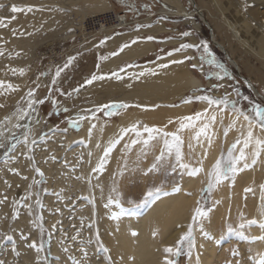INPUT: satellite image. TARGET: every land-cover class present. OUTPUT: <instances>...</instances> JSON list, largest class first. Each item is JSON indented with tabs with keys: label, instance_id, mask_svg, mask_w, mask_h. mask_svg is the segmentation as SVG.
I'll use <instances>...</instances> for the list:
<instances>
[{
	"label": "rangeland",
	"instance_id": "obj_1",
	"mask_svg": "<svg viewBox=\"0 0 264 264\" xmlns=\"http://www.w3.org/2000/svg\"><path fill=\"white\" fill-rule=\"evenodd\" d=\"M180 1L188 12L194 11L195 8L191 1ZM195 1L197 6L203 9L204 18L199 15L186 18L160 15L158 12L167 7L162 0H0V5H3L0 7V18L5 19V26L0 27V51L3 52V55H0V80L20 86L18 91L0 96V105H3L0 107V120L11 116L16 111L18 104L26 106L25 101L21 98L26 96L30 88L35 89L37 99L45 100L43 104L35 106L40 123L33 122L32 136L37 139L31 153L34 156V161L27 159L25 155L27 149L23 145H20L22 152L19 151L16 155H12L14 152L10 148L0 149V200H3V203L0 204V260H3L5 264H76L77 261H83V264H114L112 253L107 248L104 239L101 238L98 229L102 216L95 205L96 192L93 188L97 186L96 190L100 191L103 205H108L107 207L114 211L123 209L133 213L144 208L151 198L171 193L173 189L181 187L186 180L190 179L191 175L186 170L179 167H175L173 170L174 160L162 163L156 171L148 172L147 170L155 162V157L160 153L162 143L154 142V147L144 157H139L141 145H135L126 154L124 145L134 137H125L113 150L105 170L97 175L90 171L91 175L89 165L92 155L89 156L88 153L99 155L98 158L103 153L96 151L97 147H91L86 136L79 134V129L70 127L69 118L74 119L77 113L110 102H122L130 107L121 109L111 117L98 113L97 116L103 121L117 122L118 115L122 111H137L139 113L141 116L139 119L118 127L110 137L105 138L106 146L110 140L116 138L121 127H128L136 121L149 126L163 127L167 125L166 130L168 131H175L178 127L177 118L146 119L144 115L151 109L158 110L159 106L170 105V103L161 102L153 92L143 94L142 92H145L143 86H130L119 82L111 73L119 72L126 65L142 66L152 63L162 56H167L168 52L175 53L174 49L179 48L182 44L202 45V42L207 41L217 61L224 64L228 70L229 76L223 81H217L215 76L210 75L218 69L200 61L202 49L201 51L196 48L179 51L187 53L179 59L186 63L183 70L199 79L202 83L201 88H208L211 84L219 82L223 83L225 87L216 91L215 95H223L225 91L231 92L230 85H238L245 95H247L246 91L251 92L237 77L235 69L228 64L224 53L217 47L220 44L229 59L236 61L241 75L247 78L258 93L264 97V29L260 27V20L248 17V10H236L230 1L225 2L227 10H223V12L214 9L211 0ZM13 5L18 7L33 6L34 11L13 13L11 11ZM144 5H148V7L145 8ZM41 8L43 11L35 10ZM122 12L127 14L131 23H138L118 31L112 30L97 35L86 34L85 31L94 27L98 18L106 17L108 23H113L114 19L112 18ZM226 20L238 27L243 42L234 37ZM158 21H161L168 29H174V32L149 40L155 43L156 51L143 59H137L134 62L124 61L117 64L114 69H110V66L115 64L116 57L122 53L119 51L120 47L124 44H131L133 40H148L147 37L152 34L145 32ZM137 26L143 27H139L137 30ZM14 29L16 30L15 35L13 34ZM136 31L140 32L138 36L123 40L116 48H111L110 42L116 38V35ZM185 32L190 33L196 42L193 43L189 36L182 35ZM169 37L185 39L179 45L162 47V41ZM212 39L218 44L217 46L212 42ZM101 41L104 43L101 44ZM188 50L198 61L195 69L192 67L195 64L193 57L189 55ZM113 52H117L118 55H111ZM69 57L76 58L74 63L64 69L57 82L53 84L52 80L55 78L57 68H62ZM100 57H107V59L101 60ZM187 57H192V59H187ZM12 68H25L27 71L24 76H20L18 73L13 75ZM128 69L130 68L126 70ZM93 74L104 75L105 79L94 81L81 88L80 86ZM76 88H80L79 93L73 91ZM194 91L187 92L183 99L175 102V105L184 103L189 96L201 94H194ZM68 93L72 94L68 95ZM202 104V102L193 101L187 115L195 114ZM243 104L245 107L247 102H243ZM64 108H67L68 111H63ZM228 115L225 113V117ZM169 120L174 123L169 124ZM13 122H15L14 117ZM27 122V118L22 121V123ZM224 126H227L225 122L220 128L223 130ZM54 132L78 135L75 149L71 147L72 150L68 146L72 153L67 147V142H62L57 137L49 138V135ZM44 133H47V136H44ZM194 134V130L188 129L182 133V136L185 142V162H191L195 166L196 158L200 156L197 152L200 144L192 139ZM223 138L225 137L222 131L220 145L222 151L226 152L227 137ZM234 140L235 138L230 145ZM189 143L192 144L191 150L188 147ZM13 156L16 159L9 158ZM125 158L128 161V170L120 175ZM65 160L69 162L68 166L65 165ZM33 164L44 172L43 177L35 172ZM44 167L48 168L50 175L46 173ZM12 169L16 171L14 172ZM94 176L98 177L100 182H94ZM77 177H83V179H77ZM34 180L39 183L34 184ZM227 181L230 188L235 186V182ZM206 183L207 177L202 189L205 188ZM220 185L213 191L211 199L208 201V206L212 208V202L216 193L219 192ZM149 192L154 195L149 197ZM26 194L29 195V198L24 200L23 197ZM83 197L89 199L85 200ZM109 197L115 198L117 203H109ZM200 198L201 191L198 200ZM37 200L43 204L42 208L36 203ZM14 201L18 202L15 207ZM197 201L190 208L187 226L191 223ZM24 204L31 205V214ZM14 211L19 212L18 218H13ZM226 214L227 216L223 215L219 221L214 222L216 224L214 231H216L221 244L232 236L236 241L231 240V246L225 251L220 264H249L243 260L245 257L240 251L238 240H243L236 237L239 233L226 231L228 223H231L234 228L238 226L240 223L239 214L235 211L230 215L228 210ZM40 215L43 216V225L47 230L44 233H41L33 223ZM244 215L246 218L248 217L245 213ZM211 216L212 211L202 222L203 230L206 228V220ZM225 223L226 227L224 228ZM53 225L56 226L55 229H53ZM250 229L251 227L245 229V233H250ZM97 231L99 240L107 251H104L97 243ZM199 231H201L200 227L197 226L194 233L196 242ZM49 232L51 237H49ZM77 233L79 234L77 235ZM8 236H11L12 239L9 240ZM41 240L45 244L43 253H37L35 249L28 247L32 241L39 243ZM65 247L68 248L67 252L64 251ZM164 247L161 246L163 256L165 255ZM81 249L87 250L86 258L82 255ZM234 250L235 255H233ZM175 260L176 264L202 263L199 261L196 246L191 252L187 245L183 246L181 254L175 257Z\"/></svg>",
	"mask_w": 264,
	"mask_h": 264
},
{
	"label": "bare ground",
	"instance_id": "obj_2",
	"mask_svg": "<svg viewBox=\"0 0 264 264\" xmlns=\"http://www.w3.org/2000/svg\"><path fill=\"white\" fill-rule=\"evenodd\" d=\"M162 1L167 5L168 8L166 7V9L159 11L158 14L160 15L185 18L199 15L201 18H204L203 9L197 6L195 0H191L195 8L192 12H188L183 7L180 0ZM211 1L213 8L222 12L223 10H227L224 5L226 1H230V4H233V7H235L236 10H248L247 16L251 17L252 19L258 18L260 20V27L264 29V0ZM136 23L138 22L130 23V25ZM226 24L232 31L234 37L241 42L242 38L240 37L238 27L227 20ZM196 27L199 29L198 25H196ZM173 30L168 29L161 23V21H158L157 23H154V25L145 33H150L153 37H160V35L174 32ZM139 34V31L118 34L116 35V38L110 42L111 48L115 46L117 47V45L123 40L138 36ZM189 38L193 43L196 42V39L193 36L189 35ZM184 39L185 38L182 37H169L163 40L161 45L162 47L179 45L180 43H183ZM218 46L223 49L222 45L219 44ZM154 48V43L146 40L131 43L129 44V47L125 48L124 51L116 57L115 64L111 65L110 69H114L117 64H120L124 61L134 62V60L137 61L139 57L145 58L146 52L149 49ZM188 53L193 57L194 63L198 64L197 59L192 55L190 50H188ZM186 54L187 53L185 52H175L172 56H162L152 63L131 67L125 72L120 73L122 78L118 79L119 82L129 84L130 86H143L145 91L142 92L143 94H149L150 92H153L158 96V100L161 102L170 103V105L159 106L158 110L151 109L149 112L146 110L148 112L146 115H144L146 119H172L187 115L191 104L182 103L175 105V102L183 99L187 92L201 88L202 83L199 79L183 70V67L186 64L185 62L172 63L173 60L180 61L179 59ZM230 61L233 63V65L238 67L236 61ZM161 63L168 64V67L164 69L159 68L158 65ZM147 68H155L157 73L155 74L156 76L152 77L145 75L139 78H134L131 75L132 73H138L139 71L145 70ZM252 87L255 88L254 86ZM169 92L172 93L167 94ZM194 94H197V92L194 91ZM148 103L152 104L155 102ZM205 107L206 105L202 104L199 111H203ZM140 112L142 113L141 110ZM140 117L141 116L137 111H122L118 115V121L115 123L103 121L98 117L97 120L91 122H82V127L79 129V134L86 136L87 142L91 147H96V145L99 144L100 147L97 148L96 151L102 154L104 148L106 147L104 140L105 138L110 137L113 131H116L118 127L130 123L132 120H137ZM224 119L226 124L230 122L229 115ZM92 123H95L96 127L93 129L91 136H89L88 129L91 127ZM220 127L221 126L219 123L214 126L217 135L214 138L212 147L207 149L208 157L204 162L206 171L211 168V166L215 163V160L219 158L222 152L220 140L223 130ZM237 135L238 133L236 130L229 132L225 141V149L230 146V143ZM49 136V138L52 139H54V137L60 138L62 142H67V147L70 146V148L73 147L75 149V141L78 135L72 133L60 134L59 132H54ZM52 139L50 140L52 141ZM73 148L71 149L73 150ZM205 148H207L206 142H204L203 147L199 145L197 152L201 155ZM20 150L21 149L19 145L17 146L16 150L13 151L14 153H12V155H16ZM21 152L22 151H20V153ZM67 155L68 154L66 152V156ZM98 157L99 155L95 156V154H92L89 172L92 171V168L96 166V163L99 159ZM44 169L46 173L50 175L48 168L44 167ZM95 174L97 175V173ZM191 177L190 179L186 180L181 187H179V191H176L177 188H175L171 193L157 195L151 198L150 202L144 206V208H142L140 211H134L133 213L125 210L122 211V209H115L114 211L109 207H105V205L101 203V193L100 191L96 190L97 186L94 185L95 188L93 189L96 192L94 198L95 205L99 209L98 211L102 216V220L98 229L101 238L104 239L107 248L109 249L110 253H112L114 264H162L161 262L163 260V255L161 252V246L174 245L180 235L187 230L190 208L198 200L200 191L205 185L206 175L204 173L192 178ZM93 180L94 182H97L98 177L94 176ZM260 185H264V157H262L261 161L254 167L245 169L237 174L235 177V186L233 188L229 187L228 181H224L220 185L218 188L219 192L216 193L213 200L217 203L212 204V216L210 219L208 218L206 220L205 230H203V232H198L196 249L199 254L200 262L203 264H220L221 260L224 258L225 251L231 246V240H233V242L236 241V239L234 240L232 236L221 244L220 240L217 238L216 231H214L216 230V224L214 222L219 221L223 215L227 216V210L230 215L236 211L239 214V217L240 213L243 212L248 216L247 219H261L259 213L261 203L260 196L262 195L260 191ZM249 187L253 188L254 191L246 193L245 189ZM188 193H192V195H188ZM225 225L226 223L224 224V228L226 227ZM250 230V233H245L246 236L249 237L248 239L242 238L238 233L236 237L245 241L243 242L238 240L240 251L245 257L243 260H246V262L249 264H254L256 262L259 263V261L264 258V241L254 240L251 239V237L264 235V229H260L258 225H252ZM204 233H207V235H204Z\"/></svg>",
	"mask_w": 264,
	"mask_h": 264
},
{
	"label": "snow or ice",
	"instance_id": "obj_3",
	"mask_svg": "<svg viewBox=\"0 0 264 264\" xmlns=\"http://www.w3.org/2000/svg\"><path fill=\"white\" fill-rule=\"evenodd\" d=\"M3 7V5H0ZM145 8L148 5H144ZM43 11V9H35ZM13 13L18 12H33V6L18 7L13 5L11 7ZM15 19V17H13ZM5 26V19L0 18V27ZM139 27L137 26V30ZM13 34H16V30H13ZM182 35L189 36L190 33L185 32ZM110 39V38H106ZM148 40L155 39L152 36L147 37ZM101 44L104 41L100 42ZM132 43H136L135 40ZM129 47L128 44H124L120 47L119 51L123 52L125 48ZM196 48L198 51H201L199 57L201 62H206L210 66H214L218 71L210 73L211 76H215L217 81H223L226 77L229 76L226 66L222 63H219L215 57V54L211 51L210 46L207 41L202 42V45H196L191 43L182 44L179 48L174 49V52H179L183 49H192ZM0 55H3V52L0 51ZM19 55V53H17ZM111 55H118L117 52H113ZM168 56H172L173 52H168ZM75 57H69L67 62L63 65L62 68H57L55 72V78L52 80V83L55 84L57 79L61 76V72L64 69L71 66ZM101 60L107 59V57H100ZM187 59H192V57H187ZM183 61H175L172 63H182ZM136 67L135 65H126L121 68L119 72H113L111 75L115 76L117 79H121L120 72H125L127 68ZM159 68L164 69L168 67V64L161 63L158 65ZM192 67L195 69L196 64H193ZM99 68V65H97ZM12 74L16 75L17 73L20 76L26 74L25 68H12ZM155 68H147L145 70L139 71L138 73H132L131 75L134 78H139L145 75H155ZM45 75V73H42ZM105 79L104 75L93 74L90 79L86 80L84 84L90 85L94 81ZM39 87V85H37ZM19 85L13 84L11 82L0 80V96H4L8 93L16 92L19 90ZM223 83H213L208 88H197L195 92L201 93L199 95L189 96L184 103L191 104L193 101L202 102L206 105L203 111H196L193 115H185L177 118L178 127L175 131H168L167 125L163 127L159 126H149L148 124L141 123L136 121L128 127H121L116 138L110 140L108 145L103 150V155L98 159L96 166L92 168L94 173H102L105 170L106 165L108 164L109 158L118 144L125 137H134L130 138L129 142L125 143L124 149L125 153L130 152L135 145H141L139 157H144L147 155L148 151L154 147V142L162 143L160 148V153L155 157V162L147 170L148 172L156 171L162 163H167L174 160L173 170L175 167L182 168L188 172L191 176H198L201 173H204L207 177V183L204 189L201 190V198L197 201L196 207L194 208L193 215L191 217V223L187 226V230L184 231L174 245H168L163 248L165 255L163 256L162 264H176L175 257L181 254L183 246L187 245L189 252L196 246V237L195 229L197 226L200 227V230L203 232V220L209 216V213L212 211V207L208 206V201L211 199L213 191L224 181L231 180L235 182V177L237 174L242 172L245 169L254 167L259 163L264 157V102H256L248 95H245L241 92V88L238 85H230L232 88L231 92L225 91L223 95H215L214 93L221 88H224ZM73 91L79 93L80 88H76ZM63 94V93H61ZM72 93H68L71 95ZM234 97V98H233ZM25 101L26 106H20L19 104L16 107V111L11 116H6L3 120H0V149L10 148L11 150H16L18 145H23L27 149L25 153L27 159L34 161V156L31 155L33 152V146L37 143V139L32 136L33 131V122L39 124L40 120L37 118V104H43L44 99H37L35 96V89H29L26 93V96L21 98ZM243 102H247L248 107H243ZM55 103V101H54ZM3 107V105H0ZM130 105L122 102H110L106 104H100L94 108H90L82 113H77L76 117L69 118V125L73 129H80L82 127V122L84 121H94L98 119L97 114L103 113L104 116H113L118 113L121 109H126ZM63 111L67 112L68 109L64 108ZM225 113L229 114L230 122L227 126L223 127V135L226 138L230 131L236 130L238 135L235 137L234 142L227 148L226 152L222 151L219 158L215 160V163L211 166L209 170H205L204 162L208 157V148H211L214 142V138L217 133L214 126L219 123L221 126L224 124ZM13 117L15 122H13ZM27 118V123H22ZM169 124L174 123L172 120L168 121ZM96 124L92 123L91 127L88 129V135L91 136L93 129H95ZM194 130V136L192 139L196 141L197 144H200L203 147L204 142L207 143V148L204 149L202 154L196 158L195 166L191 162H185V153H184V139L182 133L185 130ZM23 130V131H20ZM67 131V129H65ZM19 133V134H18ZM47 136V133L43 134ZM7 142V143H6ZM97 148L100 147L99 144L96 145ZM189 149H192V144L189 143ZM89 156L92 155L91 152L88 153ZM138 157V159H139ZM15 159L16 157H9ZM55 159V157H53ZM83 158L81 157V161ZM65 165L68 166L69 162L65 160ZM138 166V165H137ZM35 172L40 176H44V172L41 171L39 167H35ZM73 170H75L73 168ZM128 170V161L125 158L123 166L120 170V175L124 174V171ZM12 171H16L12 169ZM27 179V177H24ZM77 179H83V177H77ZM34 184L39 183V181H33ZM91 183V181H89ZM31 187V186H30ZM115 191V189H113ZM179 191V188L176 189ZM253 188L249 187L245 189L246 193L253 192ZM260 191L262 195L260 196V208L259 213L261 219H247L243 212L240 213V223L236 228L233 227L231 223L227 224L226 231L238 232L242 238L248 239L249 237L245 235V229L251 227L252 225H258L260 229H264V185H260ZM207 194V195H205ZM154 194L152 192L148 193V196L151 197ZM192 195V193H188ZM29 195L26 194L23 197L24 200H27ZM6 199V198H5ZM87 200L88 197H83ZM94 202V201H90ZM3 203V200H0V204ZM18 203L14 201L15 204ZM36 203L42 208L43 204L37 200ZM109 203H117L115 198L109 197ZM213 204L217 203L215 201ZM108 205H105L107 207ZM24 207L28 209L29 214L32 212V207L29 204H24ZM123 211V209H122ZM19 212L14 211L13 218H18ZM115 218V217H114ZM33 223L39 228L41 233L47 231L43 225V216L40 215L37 217ZM55 229V225L52 226ZM79 233H77L78 235ZM207 235V233H204ZM49 237L51 233L49 232ZM97 243L100 247L107 251L104 248L103 243L99 240V233H96ZM9 240L12 239L11 236L7 237ZM254 240L264 241V235L258 237H251ZM91 243V241H89ZM28 247L35 249L37 253H43L45 251V244L43 240L39 243L32 241ZM64 251L67 252L68 248L65 247ZM82 255L87 257V250L81 249ZM235 250L233 255H235ZM46 260L47 257L45 256ZM0 264H5L3 260H0ZM76 264H83V261H77ZM259 264H264V258L259 261Z\"/></svg>",
	"mask_w": 264,
	"mask_h": 264
},
{
	"label": "built area",
	"instance_id": "obj_4",
	"mask_svg": "<svg viewBox=\"0 0 264 264\" xmlns=\"http://www.w3.org/2000/svg\"><path fill=\"white\" fill-rule=\"evenodd\" d=\"M106 17L103 18H98L97 23L94 27L87 29L85 32L86 34H99L103 32H108V31H118L120 29L127 28L130 26V21L127 17V14L125 12L118 13L112 22L113 23H108L107 20L105 19ZM90 19V18H89Z\"/></svg>",
	"mask_w": 264,
	"mask_h": 264
},
{
	"label": "water",
	"instance_id": "obj_5",
	"mask_svg": "<svg viewBox=\"0 0 264 264\" xmlns=\"http://www.w3.org/2000/svg\"><path fill=\"white\" fill-rule=\"evenodd\" d=\"M189 1H191V0H189ZM207 27L209 28V26L207 25ZM212 42L217 46V44L214 42V40L212 39ZM223 53H224V55H225V57L227 58V60H228V64L231 66V67H233L234 69H235V71H236V74H237V77L243 82V84L251 91V93L254 95V97L255 98H258L261 102H264V98L263 97H261V95L258 93V91H257V89L256 88H253L252 86L253 85H251V83H250V81L247 79V78H245L244 76H242L241 75V71H240V69L237 67V66H235V65H233V63H231V61H230V59H229V56H227V54H226V52L222 49V48H220L219 46H217Z\"/></svg>",
	"mask_w": 264,
	"mask_h": 264
},
{
	"label": "crops",
	"instance_id": "obj_6",
	"mask_svg": "<svg viewBox=\"0 0 264 264\" xmlns=\"http://www.w3.org/2000/svg\"><path fill=\"white\" fill-rule=\"evenodd\" d=\"M143 40L145 41L146 39H140L139 41H143ZM146 41H149V40H146ZM150 42H152V41H150ZM152 43H153V42H152ZM119 44H120V43H119ZM119 44H118V45H119ZM118 45H117V46H118ZM154 45H155V43H154ZM113 48H116V46L113 47ZM149 50H151V51H149ZM149 50L146 52V57L149 56V55H151V54H153V53L156 51V45H155V48H154V49H149ZM140 59H143V58H140V57H139V60H140Z\"/></svg>",
	"mask_w": 264,
	"mask_h": 264
},
{
	"label": "trees",
	"instance_id": "obj_7",
	"mask_svg": "<svg viewBox=\"0 0 264 264\" xmlns=\"http://www.w3.org/2000/svg\"><path fill=\"white\" fill-rule=\"evenodd\" d=\"M244 91H245V89H244ZM246 94L250 97V99H252V100H254L256 102H261L260 100H258L257 98H255L254 95L251 94V92H249V91L247 92L246 91ZM243 105H245V104H243ZM247 107H248V105L246 104L245 108H247Z\"/></svg>",
	"mask_w": 264,
	"mask_h": 264
}]
</instances>
